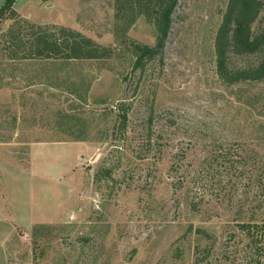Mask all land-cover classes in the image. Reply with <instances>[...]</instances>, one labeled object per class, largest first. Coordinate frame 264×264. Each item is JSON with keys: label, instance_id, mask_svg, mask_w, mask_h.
<instances>
[{"label": "rangeland", "instance_id": "374dc122", "mask_svg": "<svg viewBox=\"0 0 264 264\" xmlns=\"http://www.w3.org/2000/svg\"><path fill=\"white\" fill-rule=\"evenodd\" d=\"M113 1L82 0L75 30L118 53L116 32L152 46L153 25L140 16L122 33ZM226 3L179 0L162 63L141 76L122 50L109 60H13V20L0 8V144L21 149L9 153L17 178L0 187L16 228L11 261L194 264L198 248L200 264H248L237 227L264 222V83L225 85L214 73ZM121 98L125 133L112 113ZM30 220L43 225L17 229Z\"/></svg>", "mask_w": 264, "mask_h": 264}, {"label": "trees", "instance_id": "16d2710c", "mask_svg": "<svg viewBox=\"0 0 264 264\" xmlns=\"http://www.w3.org/2000/svg\"><path fill=\"white\" fill-rule=\"evenodd\" d=\"M178 1H113L114 20L122 28V33H126L140 16L153 25L156 33L152 46L136 44L114 33L119 53L122 50L130 55L133 75L141 76L151 63H162ZM13 2L6 0L2 7L7 18L13 20L7 33L11 40L16 41L14 46L19 50L12 55L13 60L94 61L116 59L120 55L118 51L100 46L74 29L40 26L23 20L12 11ZM24 29L26 33L23 36ZM212 50L214 73L222 84L264 83V0H227L212 39ZM232 60L246 63L233 67ZM126 106L125 98H121L114 107L115 112H112L114 129L120 133H125L130 124ZM190 206L193 211L197 210L192 202ZM237 228L247 242L248 251L242 258L248 259V264H264V222L242 223ZM196 234L205 241H212V237L203 230H197ZM195 250L194 264H200L202 251Z\"/></svg>", "mask_w": 264, "mask_h": 264}, {"label": "crops", "instance_id": "0c3cea01", "mask_svg": "<svg viewBox=\"0 0 264 264\" xmlns=\"http://www.w3.org/2000/svg\"><path fill=\"white\" fill-rule=\"evenodd\" d=\"M6 0H0V8ZM82 0H14L12 11L21 19L32 24L44 26L54 25L64 28L74 29L77 27L76 19L81 12ZM11 97V93L5 94ZM4 95V96H5ZM31 149V148H28ZM21 151L10 145L0 144V187L8 185L12 177L17 178V171L13 167L14 160L11 158L12 151ZM3 154L10 156L2 158ZM17 167L18 164H17ZM20 168V167H19ZM18 168V169H19ZM25 172H20V176L25 177ZM7 200L0 195V264H29L25 262L11 261L10 243L16 233V228L11 229L7 224ZM17 227L25 232L32 230L35 226L43 225L42 223H33L31 220Z\"/></svg>", "mask_w": 264, "mask_h": 264}]
</instances>
